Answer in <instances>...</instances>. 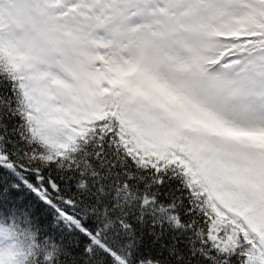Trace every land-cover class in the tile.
Returning <instances> with one entry per match:
<instances>
[{"label":"snow or ice","instance_id":"snow-or-ice-1","mask_svg":"<svg viewBox=\"0 0 264 264\" xmlns=\"http://www.w3.org/2000/svg\"><path fill=\"white\" fill-rule=\"evenodd\" d=\"M0 264H264V0H0Z\"/></svg>","mask_w":264,"mask_h":264}]
</instances>
